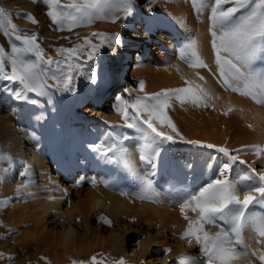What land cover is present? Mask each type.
Masks as SVG:
<instances>
[{"label": "rangeland", "instance_id": "obj_1", "mask_svg": "<svg viewBox=\"0 0 264 264\" xmlns=\"http://www.w3.org/2000/svg\"><path fill=\"white\" fill-rule=\"evenodd\" d=\"M185 1L191 4L189 8H194L193 0ZM196 1L198 4V0ZM207 1L210 8L212 0ZM76 2L82 4L83 0H76ZM70 3L72 0H61V5ZM160 3L161 0H107L104 6V17L97 18L93 14L90 23L74 9L64 7L63 16L78 17L75 26L69 30L72 21L64 19L61 23L54 24L48 15L49 7L44 0H0V10L4 13L5 29L8 32L6 35L0 31V48L10 56L13 45L21 49L26 47L22 41L15 39L16 35L35 34L36 43L44 54L43 59L36 60L35 55L31 53L22 55L21 58H27L39 64V71L43 73L42 79L47 81L43 89L38 88L35 92L27 93L26 100H17L13 91L4 89L18 91L22 85L18 81L0 80V117L8 120L9 124L19 122L21 126L31 128L39 134L40 140L33 145V148L48 159L46 165L51 177L48 183L43 182L39 186H34L35 182L28 177L27 161L20 159L17 152H11L5 148L4 140L7 137V130L0 127V254H3L0 264H73V261L77 264L80 262L92 264V257H96L98 264H118L120 261L123 264H177V260H181L187 253L193 259V264H200V261L206 259L195 241L184 247L168 228L164 229L163 236L161 232L154 231L153 226L141 219L135 221L128 216L108 219L106 215L109 204L101 205L95 211L86 213L85 217L80 218L78 222H72L75 240L84 244L82 248L75 251L64 250L57 243L53 251H46L43 243L39 242L40 236L52 234L53 238H56L61 226L58 223L52 224L53 220L47 219L44 222L43 219L40 221L43 226L38 230L39 225L28 217L33 209V198L43 201L49 197L46 184H51L57 189H65L68 201L76 204L84 201L88 191L95 187L98 181H101L103 186L113 182L110 177H99L98 171L92 172L88 168V155L92 152L100 156V159L109 161L119 159V161L126 162L127 159L120 157L123 150L121 140L124 139L120 134L115 133L118 123L106 120L105 113L110 112L111 109L116 110V105L123 107L122 101L130 104L138 97H145L146 90L144 88L143 91L140 90L138 78L128 77L122 84L125 93L119 98L118 103L114 101V104L110 106L105 100V106L93 109L92 99L95 97L94 94L102 88V82L112 72L111 61L118 53V36L125 37L132 29L131 25L135 21L134 8L153 12ZM125 6L131 8L130 15L118 10ZM28 15L37 23H32L27 18ZM112 16L117 17L115 22L112 21ZM8 21L17 26L15 34L7 27ZM93 33L99 35L93 36ZM183 37L181 34L172 33L169 36L165 35V38L155 44L157 48L154 53L162 66L165 65L169 54L177 51L183 52L182 41H178ZM86 40L91 44H87ZM77 46L80 47L75 56L60 51L77 48ZM91 46H96L98 50L92 52ZM161 47H166V49L161 52L159 51ZM90 52H92L91 59L89 58ZM257 58L261 60V66L264 67V53L258 54ZM48 60H52L53 63H46ZM67 64L73 66V79L69 91L63 90L62 86H55V81L51 79L53 74L61 75L60 70L66 72ZM8 70L10 71V67ZM131 87L134 90H130ZM151 93L155 94L157 90ZM173 102L171 98L170 106L165 109V112L174 122L184 140L176 137L171 129L165 128V131L174 136L176 142L157 141L155 147L148 143L146 147L151 146L153 151H150L148 155L141 150L138 152L139 177L130 173L124 179L127 182L126 186L117 184L114 186L119 195L130 199L136 207L149 203L148 199L153 194L159 197L166 196L169 200L158 208L169 218L172 217L182 224L188 222L173 201L178 193L198 191L199 188L218 178V169L226 160V157L217 151L219 147H227L232 154L238 155L240 160L247 161L246 164L237 162L233 165L228 175L232 181L247 175L250 168L256 169L257 172H264V155L258 157L250 147H245L252 145L248 138L242 140L234 138L233 130L238 128L232 125L225 130L224 137H219L215 143H202L201 141V145L187 143L186 141H194V139L180 122V107L173 105ZM129 111H131L130 108ZM117 115L119 122L123 125L121 114L118 112ZM81 116L89 119L87 121L89 127L92 124L101 123V129L108 134L106 141L101 138L95 142L86 143L84 145L86 152L83 155L78 151L76 154L71 152L73 136L70 134L80 128ZM147 137L152 139L151 134ZM143 139L142 141L147 142V139ZM48 140H53V144H50ZM113 144L116 147L106 156L94 150V146L108 147ZM207 144L216 145V148H207L205 146ZM261 145L264 146V142ZM156 153H158V165H155L153 161ZM60 157L70 163L69 169H56ZM170 159L176 161L177 165L183 163L186 166L183 171L177 173V176L181 175V179L173 183L170 177L163 175V167L167 166ZM36 179L33 178V180ZM145 180L152 182L148 190L144 187ZM139 182L142 183V188L137 187ZM38 183H41V180ZM177 183L179 185H176ZM183 183L187 185L181 188ZM105 218L110 221V224L105 222ZM221 224L227 225L224 222ZM179 231H181V236L184 228L181 227ZM141 243L145 246H138ZM169 249L171 251H168ZM256 264L259 263L256 262Z\"/></svg>", "mask_w": 264, "mask_h": 264}, {"label": "bare ground", "instance_id": "obj_2", "mask_svg": "<svg viewBox=\"0 0 264 264\" xmlns=\"http://www.w3.org/2000/svg\"><path fill=\"white\" fill-rule=\"evenodd\" d=\"M201 2L204 3V7H200ZM189 4L185 0H161V3L153 12L134 8L135 21L131 25L132 29L127 36H118V53L111 61L112 72L102 82V88L94 94L95 97L92 99L93 109H100L101 106H105V100L110 106L114 104V101L118 103L119 98L125 93L122 84L128 77L138 78L139 87L143 82L147 96H151L153 94L151 91L155 90L160 93L163 90L185 87V82L190 81L193 86L203 87L212 96V99L208 101L209 107L196 106L189 98H185L186 102L181 104L180 100L172 97L174 100L173 105L180 107L179 120L186 127L194 141L215 143L219 140V137H224L225 130L232 125L238 128L233 130L234 138L239 140L248 138L252 145H261L264 142L263 105L257 103L250 95H240L237 92L225 89L218 74L215 53L211 48L212 37L209 31L211 11L209 3L207 0H201L200 2L198 0V4L194 8H189ZM172 33L184 36L178 39V41H182L183 52L179 53L177 51L169 54L165 65L162 66L161 61H158L154 53L155 48H157L155 44L165 38V35L169 36ZM192 42H195V52L200 60L207 65L206 68L189 66L195 60L192 55L193 49L190 47ZM165 49L166 47H161L159 51L162 52ZM182 54L183 58H181ZM252 71L256 74H264V67L261 66L259 58L252 62ZM200 77H203V80ZM230 82L234 86L243 89L242 81L232 80ZM115 89L117 90L115 91ZM130 90H134V88L131 87ZM253 91L259 96V88H254ZM113 92L114 95L110 98ZM125 106L124 104L123 107ZM229 107L233 110L224 115L223 113ZM117 114L118 112L115 109H111L110 112L105 113V119L112 123L117 122L116 127L118 128L115 133L120 134L122 137L125 135L128 137L126 140H121L123 150L120 157L127 159L126 162L119 161V159L115 161L100 159V156L93 152L88 155V168L92 172L98 171L97 175L99 177H110L111 182H113L110 185L103 186L101 181H98L95 187L88 191L82 203L71 204L66 196L67 191L57 189L51 184H46L49 194L47 199L43 201H39L37 198L32 199L33 209L29 212L28 217L39 225L38 230L43 226V224H40L43 219L44 222L47 219L53 220L52 224L58 223L61 226L56 238H53L52 234L40 236L39 242L43 243L46 251H53L56 243L61 245L64 250L75 251L82 248L84 244L75 240L72 222L80 221V218L85 217L86 213L95 211L99 206L106 204H109L106 215L108 219H117L118 216H128L135 221L141 219L148 225L153 226L154 231L161 232L163 236L164 229H170L173 236L178 238L184 247L188 245L187 240L180 238L181 231H179L181 227L185 230L187 223L180 224L174 218H169L158 208L166 204L169 198L153 194L148 199L149 203L136 207V204H133L130 199L119 195L117 188L114 186L115 184L126 186L127 182L124 179L130 173L135 177H139L137 169L139 150L148 155L150 151H153V148H150L151 146L146 147L147 144H153L152 146L155 147V143L152 142V139H148L146 134L140 133L136 129L125 128L119 122ZM88 120V118L81 116L80 128L74 133L70 132L73 136L71 152L74 154L77 151L81 155L85 154L84 145L86 143L89 144L101 138L106 141L108 138L106 131L101 129V123L92 124L89 127ZM64 121H61V123L65 124ZM249 125H252V127H249ZM0 127L7 130V137L4 140L5 148L11 152H17L20 159L27 161L28 177L35 182L34 186H39L43 182L48 183L51 180L46 165L48 159H45L42 154L40 155L33 148V145L40 140L39 134L31 128L21 126L19 122L9 124L8 120L1 117ZM143 138L147 139V142L142 141ZM48 142L53 144V140H48ZM195 145H201V143ZM157 160L158 156L156 155L153 157L155 165L159 164ZM185 167L183 163L177 165L176 161L170 159L167 166L163 167V175L170 177L172 183L177 182L181 179V175L177 176V173L183 171ZM58 168L69 169L70 163L60 157V162L56 164V169ZM39 177L40 179H38ZM33 178L37 179L33 180ZM40 180L41 183L37 184ZM240 180L241 178H235L233 181ZM183 184L185 186L183 185L181 188L187 185ZM176 185H179V183ZM137 187L142 188V183L139 182ZM177 191L179 192V190ZM240 195L242 198L243 190L240 191ZM250 209L258 219L264 218V206L252 205ZM187 214L193 219L196 218V214L191 211H188ZM220 222L222 223V221L217 222V226L205 225V229L212 233L219 232L222 228H224L223 230L230 229L231 225H223ZM260 239L261 237L256 231L249 226L245 227L243 240L249 253L264 254V248L258 243ZM142 245L145 246L144 243L138 246ZM252 260L253 264H256V262L260 264L258 256H253ZM177 264H193V259L187 253L181 260H177Z\"/></svg>", "mask_w": 264, "mask_h": 264}, {"label": "snow or ice", "instance_id": "obj_3", "mask_svg": "<svg viewBox=\"0 0 264 264\" xmlns=\"http://www.w3.org/2000/svg\"><path fill=\"white\" fill-rule=\"evenodd\" d=\"M44 2L49 7L48 15L52 22L58 24L64 19L71 20L72 24L69 27L71 30L78 17L63 16L62 9L64 7L74 9L76 13L81 14L90 23L93 14L97 18L104 17V6L107 0H83L82 4L72 0V3L68 5H61V0H44ZM193 6H197L196 0H193ZM200 7H204L203 2L200 3ZM118 10L125 12V14H131V8L127 6ZM210 11L211 48L215 53V63L218 66V74L223 86L226 90L237 92L240 95H250L257 103L264 105V98H260L264 97V74H256L252 71V62L258 54L264 53V0H258V2L257 0H212ZM27 18L32 23H37L30 15ZM111 19L115 22L117 17L112 16ZM7 27L11 29L13 34L16 33L17 26L11 21H8ZM0 31L8 34L5 29L2 10H0ZM97 35L99 34L93 33V36ZM15 39L22 41L26 47L21 49L13 45L10 56L0 48V80L18 81L22 85L20 90L14 91L7 88L4 90L13 91L17 100H26L28 98L27 93L35 92L38 88L43 89L47 81L42 79L43 73L39 71V64L21 57L31 53L35 55L36 60H42L44 54L36 43L35 34L31 36L16 35ZM85 42L91 44L90 41L86 40ZM79 47L61 49L60 51L75 56ZM91 47L92 52L98 50L96 46ZM190 47L193 49L192 55L195 60L189 66L206 68L207 65L200 60L195 52V42H192ZM92 52L89 53L90 59ZM181 58H183V54ZM46 63L51 64L53 61L48 60ZM8 67H10V71ZM66 68V72L60 70L61 75L53 74L51 79L55 81V86H62L63 90L69 91L73 79V66L67 64ZM200 79L203 80V77ZM232 80L242 81L243 89L234 86L230 82ZM185 84L186 86L182 88L163 90L151 96L138 97L130 104L127 101H122L126 105L125 107L116 105V111L122 116L123 126L136 129L146 135L151 134L153 143L157 141L176 142L174 136L165 131V128L171 129L176 137L184 140L174 122L165 112V109L170 106L169 100L175 97L183 104L186 102L185 98H189L196 106L209 107L208 101L212 99L211 94L203 87L193 86L190 81H186ZM143 88L144 85L141 82L140 90L143 91ZM254 88H259V96L253 91ZM232 110L229 107L223 114L227 115ZM122 138L128 139L126 135ZM186 142L189 144L201 143L200 141ZM205 146L216 148V145L213 144ZM115 147L114 144L108 147L94 146V150L106 156ZM245 147H250L258 157L264 155V146L262 145ZM217 151L226 157L218 169V178L199 188L198 191L178 193L177 198L173 201L178 205L181 215L188 222L180 238L187 240L189 245L195 241L200 246V250L206 258L200 261V264H253V256H258L260 264H264V254L249 253L243 240L244 229L249 226L261 237L258 243L264 248V218L258 219L250 209L252 205L264 206V172H257L256 169L250 168L247 175L242 177L240 181L234 182L228 178L233 165L237 162L246 164L247 161L240 160L238 155L232 154L227 147H219ZM151 186V180L144 181L145 190L150 189ZM241 190H243L242 198ZM188 211L195 213L196 218L189 217ZM218 221L231 225L230 229H222L215 233L205 229V225L217 226ZM105 222L110 224L106 218ZM0 258H3V254H0ZM73 264H77V262L73 261ZM92 264H98L96 257H92ZM118 264H123V262L120 261Z\"/></svg>", "mask_w": 264, "mask_h": 264}]
</instances>
